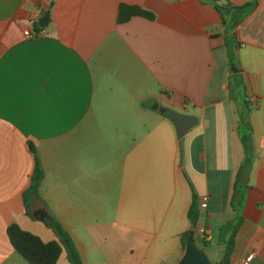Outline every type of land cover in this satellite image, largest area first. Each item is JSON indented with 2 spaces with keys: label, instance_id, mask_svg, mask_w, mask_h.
I'll return each mask as SVG.
<instances>
[{
  "label": "crops",
  "instance_id": "1",
  "mask_svg": "<svg viewBox=\"0 0 264 264\" xmlns=\"http://www.w3.org/2000/svg\"><path fill=\"white\" fill-rule=\"evenodd\" d=\"M247 1L218 0L221 12L211 0H0V264H30L12 222L57 239L45 214L83 264H174L193 196L207 197L196 226L210 262L238 215L228 264H264V0L235 7ZM121 3L154 18L118 22ZM168 109L196 116L183 163ZM34 155L40 196L25 206Z\"/></svg>",
  "mask_w": 264,
  "mask_h": 264
},
{
  "label": "trees",
  "instance_id": "2",
  "mask_svg": "<svg viewBox=\"0 0 264 264\" xmlns=\"http://www.w3.org/2000/svg\"><path fill=\"white\" fill-rule=\"evenodd\" d=\"M211 1L213 6H215L221 12L224 8H226L225 5L219 4L218 0ZM256 3L257 0H249L245 2V4L235 7H250ZM228 5L230 6V4ZM132 15H142L150 19L154 18L152 11L138 5L126 3H121L119 5L117 13L118 22L126 21ZM240 119L241 121H245L242 112L240 113ZM244 137L248 138V135H244ZM245 142H247V145L245 144V155L238 169L237 175L239 176H245L246 170L250 165V154L248 148L249 140H245ZM34 158L35 165L33 172L30 175L29 184L22 192L25 206L28 205L30 200L40 196V184L43 178V169L39 163L38 157L34 155ZM200 215L201 211L198 200L196 196H193L187 210V217L190 224H194V228H188L180 234L181 252L184 249V241L188 235H192L195 239L196 225ZM238 223L239 217L237 215L233 220L232 226L228 227V224H226L225 227H223V232H227L229 230L226 237L224 238L225 247L223 251V257L219 262H210L211 264H228L231 252L234 247V237ZM50 226L55 231L57 239L43 240L38 234L23 229L16 222H12L7 226V234L13 248L30 264H57V260L63 249L66 251V257L71 264H83L80 254L69 232L61 225L56 217L51 216ZM201 244L206 245L207 240L202 239Z\"/></svg>",
  "mask_w": 264,
  "mask_h": 264
},
{
  "label": "water",
  "instance_id": "3",
  "mask_svg": "<svg viewBox=\"0 0 264 264\" xmlns=\"http://www.w3.org/2000/svg\"><path fill=\"white\" fill-rule=\"evenodd\" d=\"M49 18V9L45 11V13L38 19L39 26H45L47 24ZM164 115L169 118L174 127L178 137V146H179V161L181 163V137L182 135L194 125L196 121V116L192 114H184L175 110H163ZM44 223H50V217L45 214L41 218ZM194 228V224L190 225V229ZM174 264H211L208 260L207 256L205 255L204 251L201 247L196 243L194 237L192 235H188L184 241V249L176 260ZM223 264V263H220Z\"/></svg>",
  "mask_w": 264,
  "mask_h": 264
},
{
  "label": "rangeland",
  "instance_id": "4",
  "mask_svg": "<svg viewBox=\"0 0 264 264\" xmlns=\"http://www.w3.org/2000/svg\"><path fill=\"white\" fill-rule=\"evenodd\" d=\"M236 59H237V52L235 51V54H233V55H231V62H234L235 63V61H236ZM234 79H235V77H233V76H231L230 77V79H229V81H230V84H234ZM242 87H243V89H242V94L241 95H244V96H247L248 95V89L246 88V86L245 85H243L242 84ZM181 149H183V147H182V141H181ZM182 157V156H181ZM182 163H183V157H182ZM133 221H134V218H133ZM172 223H173V225H178L179 223L175 220V217L173 218V220H172ZM232 224H233V220L232 221H230L229 223H228V227H230V226H232ZM53 229V228H52ZM54 231V230H53ZM229 231V230H228ZM228 231H227V233H228ZM55 232V231H54ZM56 234V233H55ZM57 236V235H56ZM87 240H89L88 238H87ZM199 245H200V247L202 248V249H204V246L205 245H202L201 243H199ZM205 251H206V248H205ZM151 253H152V256H153V258L154 259H158L161 255H162V253H161V251H159L158 249H155V248H153V249H151ZM90 257H89V259L91 260V261H95V260H99V257H100V255L99 254H97V253H95V252H92V254L91 253H89L88 254ZM166 257V255L164 256V258ZM168 258V257H167ZM166 259V258H165ZM99 261H101V258H100V260ZM166 261V260H165ZM168 261V260H167ZM29 263V262H28ZM58 264H70L66 259H64V257H63V255L59 258V261H58ZM156 264H161L160 262H157Z\"/></svg>",
  "mask_w": 264,
  "mask_h": 264
},
{
  "label": "built area",
  "instance_id": "5",
  "mask_svg": "<svg viewBox=\"0 0 264 264\" xmlns=\"http://www.w3.org/2000/svg\"><path fill=\"white\" fill-rule=\"evenodd\" d=\"M24 33L27 34V35H30L32 34V32H30L28 29H25L24 30ZM206 204H207V197L206 196H203L201 199H200V202H199V207L202 209L206 208ZM262 206L264 207V204H262ZM208 227H207V224L206 223H202L200 225H198V227L196 228V235L200 237V239H207L208 237ZM251 254L247 256V259H250L251 258Z\"/></svg>",
  "mask_w": 264,
  "mask_h": 264
}]
</instances>
